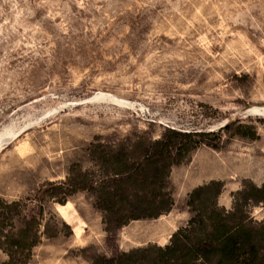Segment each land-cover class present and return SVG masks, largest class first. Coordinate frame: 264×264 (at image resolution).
<instances>
[{
    "label": "rangeland",
    "instance_id": "rangeland-1",
    "mask_svg": "<svg viewBox=\"0 0 264 264\" xmlns=\"http://www.w3.org/2000/svg\"><path fill=\"white\" fill-rule=\"evenodd\" d=\"M238 117L260 137L201 146L174 166L175 205L161 218L112 234L97 192L66 205L45 197L50 232L29 264H94L151 246L154 255L187 225L196 187L220 181L217 201L232 209L245 183L264 182V0H0V133L11 132L0 201L32 199L48 181L100 179L106 154L137 157L167 127L217 129ZM247 210L264 219L263 204ZM8 259L0 249V264Z\"/></svg>",
    "mask_w": 264,
    "mask_h": 264
},
{
    "label": "trees",
    "instance_id": "trees-1",
    "mask_svg": "<svg viewBox=\"0 0 264 264\" xmlns=\"http://www.w3.org/2000/svg\"><path fill=\"white\" fill-rule=\"evenodd\" d=\"M259 137L257 126L240 117L217 129L167 127L159 138H150L137 157L106 154L107 171L100 179L48 181L32 199L1 200L0 249L9 256L6 264H29L42 235L50 232L47 224L41 231L45 197L66 205L79 191L97 192V206L113 234L132 220L170 212L175 205L168 190L171 169L201 146L221 150L235 138ZM222 187L218 180L196 187L185 202L192 213L187 225L174 231L170 243L157 247L154 255L151 246L101 255L94 264H264V219H255L247 210L264 205V182L245 183L232 209L217 201Z\"/></svg>",
    "mask_w": 264,
    "mask_h": 264
},
{
    "label": "bare ground",
    "instance_id": "bare-ground-1",
    "mask_svg": "<svg viewBox=\"0 0 264 264\" xmlns=\"http://www.w3.org/2000/svg\"><path fill=\"white\" fill-rule=\"evenodd\" d=\"M254 111H257V110H259V109H253ZM6 131V130H5ZM7 133H11L10 132V130L9 131H7V132H5V133H0V148H1V145H3L4 144V136H5V134H7ZM8 137V136H7ZM6 139V138H5Z\"/></svg>",
    "mask_w": 264,
    "mask_h": 264
},
{
    "label": "crops",
    "instance_id": "crops-1",
    "mask_svg": "<svg viewBox=\"0 0 264 264\" xmlns=\"http://www.w3.org/2000/svg\"><path fill=\"white\" fill-rule=\"evenodd\" d=\"M174 216H177V213H176V212L173 213V214H171V216H170L169 218L174 217ZM161 217H162V216H161ZM161 217H160V218H161ZM182 220H183V219H181V220L179 221V223H178L177 227L175 228V230L178 228V226L180 225V223H181ZM175 230H173V231H175ZM173 231H172V232H173ZM171 235H172V233H171ZM171 235H170V237H171ZM170 237H169V238H170Z\"/></svg>",
    "mask_w": 264,
    "mask_h": 264
},
{
    "label": "water",
    "instance_id": "water-1",
    "mask_svg": "<svg viewBox=\"0 0 264 264\" xmlns=\"http://www.w3.org/2000/svg\"><path fill=\"white\" fill-rule=\"evenodd\" d=\"M225 124V123H224Z\"/></svg>",
    "mask_w": 264,
    "mask_h": 264
}]
</instances>
